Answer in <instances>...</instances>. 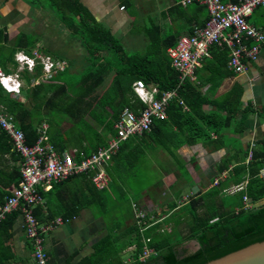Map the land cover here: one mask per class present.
Masks as SVG:
<instances>
[{"label": "trees", "instance_id": "obj_1", "mask_svg": "<svg viewBox=\"0 0 264 264\" xmlns=\"http://www.w3.org/2000/svg\"><path fill=\"white\" fill-rule=\"evenodd\" d=\"M45 2L46 6L54 11L57 22L71 31V34L82 43L87 65L74 84L71 85L69 81L62 79L61 74L66 70L63 68L51 78L40 79L37 84L23 88L20 100L5 92L0 86V111L12 117L14 124L22 130L28 142L36 138L37 126L46 122L50 142L57 150L64 149L60 136L72 132L71 129L65 131L61 129V122L65 119L70 121L71 125H78L76 130L82 137L84 136L87 143L86 146L77 144V149L82 150L86 155L89 154L97 146L105 144L106 139L102 136L114 133L113 124L123 107H129L134 112L143 107L131 89V83L135 79H141L145 85L155 86L157 91L176 88L178 97L182 100V104L176 99L170 100L166 107V119H154L149 131L153 132L164 125L174 126V139L178 138L180 142L185 143L198 141L208 143L210 151L224 146L226 132L239 133L243 129L244 121L252 114L249 102L240 108L242 88L235 82L227 91L215 98L207 95L214 93L224 77L233 75L226 65L228 60L226 47L209 45V58H204L202 68L195 71L199 85L194 86V82L188 79L178 85L177 72L170 67L169 59L165 54L166 47L174 44L176 38L156 37L158 26L150 25L146 29L147 45L144 52L131 53L125 51L116 38L93 19L78 0H45ZM197 10L202 14L204 6H200ZM255 12L264 15V8L257 7L253 13ZM205 19H202L198 25H202ZM4 30L5 27L0 28V69L4 73H9L16 65L13 59L14 53L23 51L28 54L37 39L29 32L19 31L9 44L6 43L8 37ZM39 68L40 65L36 64L31 72L23 70L20 75L28 83L31 78L40 75ZM203 70L205 73L201 74ZM202 85L207 86L203 92L206 99L198 90ZM206 100L214 102L216 106L208 112H203L202 106L205 105ZM183 105L187 110H183ZM216 109L225 111L217 113ZM258 109L264 116V106ZM85 114L101 126L99 132H95L83 119ZM83 127H86L85 131ZM147 132H143L136 142L131 137L123 141L111 158L112 164L105 168L107 176L114 184V190H122L121 186H124L125 190L135 198L144 188L141 186L144 177L140 172L144 169L142 159L145 157ZM211 134L214 135L213 138ZM81 140L79 139V142ZM229 140L237 142L235 138ZM256 143L258 145L251 149L250 161H244L247 148H235L233 154L224 157L220 160V164L216 165L219 173L227 170V177L217 180L216 184L202 193L188 198L172 212H166L162 222L171 223L169 231L154 230L158 227L156 224L140 233L135 223L125 226L121 231L110 229L92 243V252L78 263L93 264L94 261H98L101 264H121L116 251L119 247L134 244L132 261L129 264H185L231 241L263 230L264 202L248 208H243L241 202L243 194L252 202L264 198V174L258 175V171L264 166V139ZM9 148L8 137L0 129V157L9 153L18 160L16 154L9 151ZM230 160L234 163L228 167ZM148 170L150 171L149 168ZM77 174L90 182L88 173ZM139 176L142 180L136 183L138 188L135 189L130 183L138 180ZM18 179L17 166L7 171L0 168V203L8 194V190H2L1 187L15 186ZM240 183H243L242 190L230 194L222 191ZM58 184L60 182L52 184L45 192L50 193L53 188L59 186ZM94 191L98 192L97 189ZM45 192H41L44 198L47 195L44 194ZM89 193L93 195L91 190L88 195ZM111 195H103L102 205L107 214L109 212L111 214L109 209L112 208L113 202L110 203V199H113V193ZM47 202L49 201L46 200L49 214L54 215V208ZM174 207H176L174 202L168 204V209ZM75 211L71 209L61 212L62 218L74 215ZM40 213V204L35 205L32 214L37 218ZM18 215L19 211L16 210L0 220V264H8L13 257L11 248L6 242L10 240V228ZM144 237H148L146 245L152 247L156 254L143 263L136 258L141 250V239ZM185 240H195L198 246L194 251L179 257L175 253V247Z\"/></svg>", "mask_w": 264, "mask_h": 264}, {"label": "crops", "instance_id": "obj_2", "mask_svg": "<svg viewBox=\"0 0 264 264\" xmlns=\"http://www.w3.org/2000/svg\"><path fill=\"white\" fill-rule=\"evenodd\" d=\"M179 1L180 0H78V2L88 10L92 18L103 28L107 29L125 51L131 53L144 52L147 45L145 31L150 25L158 26L156 31V37L158 38L165 36L177 38L181 35L190 34L192 27L198 25L202 19L207 17L205 6L201 14L197 8L203 5L195 3L194 1L181 4ZM27 2L26 0H4L2 3L3 7L0 5V19L6 20V29L3 32L7 34V37L12 35L14 38L20 31L17 30L15 32L12 30L13 23L11 24L10 21L14 19L13 15L12 17L10 16V12L15 9L13 6L9 9V6L15 3V14L19 12V15H22L23 12L20 7H24L23 5H26ZM17 8L19 9L17 10ZM258 8H264V6ZM256 9L257 8L254 10ZM254 10L247 17L248 22L264 28V15H261L260 12L253 13ZM18 19L19 18H17V20ZM20 32L26 31L22 30ZM32 35L34 36L36 34L33 33ZM34 37L37 39L34 45H37L39 38L36 36ZM79 43L82 44L81 42ZM137 45L142 47L140 51H135V49L132 48ZM37 47L38 46H35L33 48ZM37 49L43 54L49 55L52 59L63 60L65 62L63 68L69 66L68 61L64 58H57L46 50ZM85 62L84 48L82 46V55L74 65L79 67L82 63L86 64ZM85 67L84 65V68ZM204 73L205 71L203 70L201 74ZM20 80L22 86L18 94L19 100L22 97V89L31 87L22 77ZM233 82L239 84L242 88L240 108H242L246 102H249L252 107V114L244 121L243 129L239 133L234 134L226 132L224 146H220L213 151L208 150V143L204 144L200 141L185 143L180 142L178 138L174 139V126L164 125L159 127V129L153 130V132H147L145 136L144 159L148 168L153 170L156 176L152 182L144 186L143 190L140 191L136 198L133 197V194L125 190L124 186H121L122 190H114V184L110 178L112 183L110 188L107 190H100L91 182H88L85 177L78 174L71 175V178L64 179L58 184L59 186L53 188L50 193L45 192L44 194H47V199L43 197L42 203L40 204L41 213L36 220L41 225L47 224L57 217L62 220V223L53 225L43 236V244L48 256V264H79L78 262L80 259L88 257L92 252V243L97 241L106 232L110 231V229L121 231L125 226L134 223L131 206L132 202L146 211L148 216H152L154 219H161L159 222L161 223L160 229L168 227L167 231H169L171 223L162 222L166 217V212H172L188 198L207 190L213 185L214 180L217 182V180L227 177V170H223L220 173L216 170V165L218 163L220 164V160L233 154L237 147L245 149L248 148L249 144L257 146L258 144L256 141L264 139V116L261 110L258 109V107L264 106V46L260 49L257 59L247 63L246 70L243 73L224 77L213 94L207 93L208 97L212 96L215 98L221 95L230 88ZM104 83L106 84L107 81ZM196 85H199V80H197V78L194 82V86ZM206 88V85L199 86L198 88L200 95L205 99L206 97L203 92ZM214 106H216L214 102L206 100L205 105L202 106V110L203 112H208L214 109ZM183 110H187L184 105ZM224 111V109H216L217 113H223ZM258 114H261V116H258ZM83 119L95 130V132H99L101 126L89 118L87 114L83 116ZM64 125L65 127L61 126L62 130H72L71 134L67 132V137L60 136V138H63L64 149L72 147L77 148V144L79 143L86 146L85 143L87 142L84 140V136L82 137L76 130L78 125H71V122L67 120H64ZM85 129L86 127H83V131H85ZM109 136H102V138L107 139ZM211 136L212 138L214 137L212 134ZM69 137L72 138L70 142L69 139L67 141ZM139 138L140 136L131 137L134 142L138 141ZM229 138H235L237 142H232ZM79 139L82 140L79 142ZM65 141L68 143L66 144ZM233 163V160H230L228 167ZM111 164L112 161L110 160L106 167H109ZM16 166L17 159L13 155L10 156L9 153L1 155L0 168L7 171L10 170L11 167ZM11 187L12 185L1 188L2 190H8ZM89 187L94 188V190L97 189L98 192L95 193L96 191L91 188L89 189ZM229 188L230 186L228 189ZM89 190H91L93 195L90 193L88 195ZM222 191L228 194L231 193L224 191V189ZM112 193L113 199H110V203H113L112 208L109 209V211H111V214L109 212V216V214L105 212L102 202L104 194L111 195ZM46 200L49 201L47 202L49 206L54 208V215L49 214ZM173 202L176 204V207L168 209V204ZM261 202H263V199L254 202V205H258ZM71 209H75L76 213L68 218H62L61 212L63 213ZM21 223V218L18 215L10 228V240L6 243L9 244L13 257L8 261V264H35L31 258V247L24 236ZM185 241H190V249L182 250L179 257L194 251L198 246L195 240ZM185 241L181 242L178 246ZM193 243L195 245H193ZM127 247H134V244L118 248V250H124L121 255L116 254L121 264H129L130 262H127V260L132 258L131 253L134 248L127 249ZM93 264H101V262L94 261Z\"/></svg>", "mask_w": 264, "mask_h": 264}, {"label": "built area", "instance_id": "obj_3", "mask_svg": "<svg viewBox=\"0 0 264 264\" xmlns=\"http://www.w3.org/2000/svg\"><path fill=\"white\" fill-rule=\"evenodd\" d=\"M195 3L205 6L207 17L202 25L192 27L190 34L176 38L174 44L166 48L170 67L177 72L178 85L183 80L196 81L195 71L200 67L204 58L209 57L208 47L215 44L228 50L227 68L233 74H241L246 65L257 59L260 49L264 46V28L248 22L247 17L257 7L264 6V0H180L179 3ZM17 69L31 72L36 64L40 65V75L31 78L29 86L37 84L40 79H49L57 71L63 69V60L52 59L34 48L28 54L17 51L14 55ZM18 70L4 73L0 69V86L5 92L17 97L22 86ZM5 81L7 84H5ZM131 89L143 107L134 112L129 107H123L113 124L114 133L104 145L97 146L89 154H84L77 148L57 150L50 142L47 133V123L42 122L36 128L37 136L28 142L21 129L16 127L12 117L0 111V129L7 135L10 151L18 157L17 170L19 179L15 186L8 189L0 203V220L6 214L18 210L25 238L31 247V258L35 264H48V256L44 249L43 236L55 224L62 223L57 217L49 223L41 225L32 214V208L41 204V192L47 191L52 184L63 181L77 173H88L90 182L100 190H107L111 180L106 174L105 167L116 154L120 144L132 136H140L150 130L152 121L166 118V107L170 100L178 97L176 88L157 91L153 85H145L141 79L131 83ZM249 144L244 161L251 160ZM264 166L258 171L263 176ZM216 184V181H213ZM241 184L233 185L228 192L242 190ZM243 208L254 206L245 194L241 196ZM133 219L138 231H144L150 225V216L140 210L136 203H131ZM137 261L146 260L155 255L152 247L146 245L148 237H144ZM134 247H127L131 249ZM124 250H118L121 255ZM129 258L127 262H131Z\"/></svg>", "mask_w": 264, "mask_h": 264}, {"label": "rangeland", "instance_id": "obj_4", "mask_svg": "<svg viewBox=\"0 0 264 264\" xmlns=\"http://www.w3.org/2000/svg\"><path fill=\"white\" fill-rule=\"evenodd\" d=\"M3 1L0 0L1 6H2ZM26 1H28L27 4L23 5L24 7H20L21 11L23 12L22 15L20 14L21 16L19 15V12L18 14L17 13L15 14L16 12L15 3L14 5L11 4L9 6V9L12 8V6L15 9V10H12L14 14L12 13V11L10 12V16L12 17L13 15V19H14L10 21L11 24L13 23L12 30L15 32L17 30H20V31L23 30L26 32L29 31L31 34L35 33L36 35L34 36L38 37L39 41L37 45H34L33 47L38 46L37 48L43 49L44 51L46 50L57 58H64L65 60H67L69 66L66 68V70L63 71V73L61 74V77L64 81H69L71 85L74 84L78 80L81 71L84 70V65L86 66L87 64V61H86L85 62L86 64L82 63L79 67L74 65L77 63L78 59H80V56L82 55L83 45L80 44L77 38L71 34V31L67 30L60 23L57 22L54 11L46 6L45 0H26ZM18 9L19 8H17V10ZM17 18L19 19L17 20ZM5 21L6 20L0 19V28L5 27ZM12 40H13V37L11 35L7 38L6 43L10 44ZM33 47L30 49L31 51L34 50ZM132 48L135 49V51H140L142 49L140 45H137ZM14 55H13V59H14ZM16 70H18L19 73L23 72V70L19 69V67L17 69V63L15 65V68L12 71H16ZM16 98H18V96ZM64 120L65 119H63L61 122L62 124L61 126L63 127H65ZM68 139L70 142V139L72 138L70 137L67 138V141ZM65 143L67 144L68 142L65 141ZM142 162L144 163V169L142 171L140 169L141 171L140 174L141 173L143 174L144 181L141 183V186H145L148 183L153 181L154 177L156 176V173L153 170H150V171L148 170L147 164L145 163L144 159H142ZM141 180L142 178L141 176H139L138 180L131 181L130 185L136 189L138 188L136 183L141 182ZM240 184L243 185V183H240ZM232 186L233 185H231L230 187ZM225 189H228V187ZM263 202H264V198H263ZM136 206L141 210L140 206L138 205ZM160 220L161 219H154L152 216H150V225L146 229L157 224L158 227H155L154 230L158 229V230L167 231L168 227L164 229H160L161 228L160 227L161 223H159ZM142 232L143 231H141L140 233ZM193 245L195 244L193 243ZM185 249L186 250L190 249V241H185L180 246L175 247L176 255L179 256L181 251Z\"/></svg>", "mask_w": 264, "mask_h": 264}, {"label": "water", "instance_id": "obj_5", "mask_svg": "<svg viewBox=\"0 0 264 264\" xmlns=\"http://www.w3.org/2000/svg\"><path fill=\"white\" fill-rule=\"evenodd\" d=\"M185 264H264V229L231 241Z\"/></svg>", "mask_w": 264, "mask_h": 264}, {"label": "clouds", "instance_id": "obj_6", "mask_svg": "<svg viewBox=\"0 0 264 264\" xmlns=\"http://www.w3.org/2000/svg\"><path fill=\"white\" fill-rule=\"evenodd\" d=\"M5 84H7V82L5 81Z\"/></svg>", "mask_w": 264, "mask_h": 264}]
</instances>
